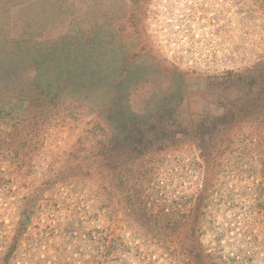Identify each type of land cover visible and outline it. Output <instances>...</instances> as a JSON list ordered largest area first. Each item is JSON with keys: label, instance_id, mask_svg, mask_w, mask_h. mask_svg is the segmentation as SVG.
Here are the masks:
<instances>
[{"label": "rangeland", "instance_id": "374dc122", "mask_svg": "<svg viewBox=\"0 0 264 264\" xmlns=\"http://www.w3.org/2000/svg\"><path fill=\"white\" fill-rule=\"evenodd\" d=\"M260 72L264 0H0V264H264Z\"/></svg>", "mask_w": 264, "mask_h": 264}, {"label": "trees", "instance_id": "16d2710c", "mask_svg": "<svg viewBox=\"0 0 264 264\" xmlns=\"http://www.w3.org/2000/svg\"><path fill=\"white\" fill-rule=\"evenodd\" d=\"M105 71H106L105 69H104V70L101 69L100 72H99L98 74H99V75H102L103 73H105ZM65 75L68 77L67 74H65ZM259 76L262 77V79L264 80V73L260 72V73H259ZM212 263L214 264V262H212Z\"/></svg>", "mask_w": 264, "mask_h": 264}]
</instances>
